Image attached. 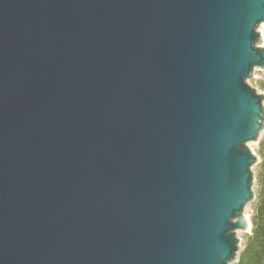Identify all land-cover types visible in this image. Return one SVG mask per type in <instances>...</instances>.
I'll return each mask as SVG.
<instances>
[{
    "label": "water",
    "instance_id": "water-1",
    "mask_svg": "<svg viewBox=\"0 0 264 264\" xmlns=\"http://www.w3.org/2000/svg\"><path fill=\"white\" fill-rule=\"evenodd\" d=\"M261 21L264 0H0V264L232 260Z\"/></svg>",
    "mask_w": 264,
    "mask_h": 264
},
{
    "label": "rangeland",
    "instance_id": "rangeland-1",
    "mask_svg": "<svg viewBox=\"0 0 264 264\" xmlns=\"http://www.w3.org/2000/svg\"><path fill=\"white\" fill-rule=\"evenodd\" d=\"M255 30L258 31V26ZM251 74L245 79L246 83L254 88L257 94L264 95L263 71L258 66H254ZM261 104L264 107V98ZM253 141L256 143L251 144L255 156V161L250 165L252 198L242 210L251 217L252 231L237 234L235 230L238 238L237 249L234 258L227 264H259L260 258L264 255V127L259 131L258 139Z\"/></svg>",
    "mask_w": 264,
    "mask_h": 264
},
{
    "label": "bare ground",
    "instance_id": "bare-ground-1",
    "mask_svg": "<svg viewBox=\"0 0 264 264\" xmlns=\"http://www.w3.org/2000/svg\"><path fill=\"white\" fill-rule=\"evenodd\" d=\"M258 33H259V38L261 39L260 45L264 46V21H261L258 24ZM262 71L264 73V70H262ZM248 143H249L248 146L254 152V149L251 147V144L252 143H256V142L255 141H251V142H248ZM243 216H244V218L247 221V228L246 229H236L237 234H239V233H251V231H252V221H251L250 215L247 212H245V210H244L243 211Z\"/></svg>",
    "mask_w": 264,
    "mask_h": 264
}]
</instances>
